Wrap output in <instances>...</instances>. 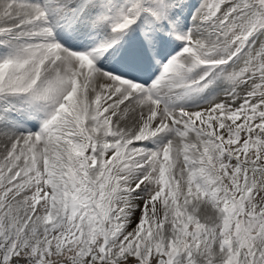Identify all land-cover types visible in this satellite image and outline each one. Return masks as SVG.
Instances as JSON below:
<instances>
[{
  "label": "snow or ice",
  "instance_id": "obj_1",
  "mask_svg": "<svg viewBox=\"0 0 264 264\" xmlns=\"http://www.w3.org/2000/svg\"><path fill=\"white\" fill-rule=\"evenodd\" d=\"M0 264H264V0H0Z\"/></svg>",
  "mask_w": 264,
  "mask_h": 264
}]
</instances>
